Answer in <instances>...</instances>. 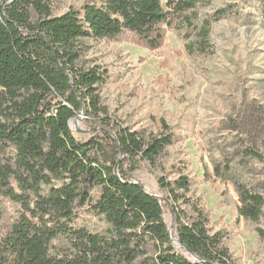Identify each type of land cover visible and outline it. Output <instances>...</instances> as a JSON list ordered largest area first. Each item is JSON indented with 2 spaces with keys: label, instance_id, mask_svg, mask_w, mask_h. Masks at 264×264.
<instances>
[{
  "label": "trees",
  "instance_id": "trees-1",
  "mask_svg": "<svg viewBox=\"0 0 264 264\" xmlns=\"http://www.w3.org/2000/svg\"><path fill=\"white\" fill-rule=\"evenodd\" d=\"M197 6L91 0L54 15L52 0H0V264H236L205 211L180 206L190 204L188 176H160L162 198L134 177L140 162L156 166L175 143L170 125L162 120L159 133L146 134L114 119L99 93L107 72L81 62L83 38L129 34L157 50L167 29L195 33L192 46L203 51L210 23H194ZM81 112L95 121L87 141L71 126ZM235 187L239 215L259 221L263 194L240 181ZM6 201L18 208L13 218ZM82 207L108 223L105 231L77 224Z\"/></svg>",
  "mask_w": 264,
  "mask_h": 264
},
{
  "label": "rangeland",
  "instance_id": "rangeland-1",
  "mask_svg": "<svg viewBox=\"0 0 264 264\" xmlns=\"http://www.w3.org/2000/svg\"><path fill=\"white\" fill-rule=\"evenodd\" d=\"M91 0H52L54 15L82 9ZM197 26L209 21L205 50L193 47L195 33L167 29L157 50L135 42L133 35L81 40V62L107 72L99 86L110 115L133 130L159 133L162 120L176 141L157 165L139 163L135 179L147 191L166 196L158 182L180 175L191 180L187 212L200 206L212 233L220 232L236 264H264V216L259 221L239 215L235 182L264 196V0H198ZM95 121L85 112L71 121L79 140L91 138ZM256 150L261 157L247 155ZM219 168L223 175L216 174ZM8 218L17 206L2 204ZM166 220L172 227L170 207ZM78 225L103 232L108 223L79 209Z\"/></svg>",
  "mask_w": 264,
  "mask_h": 264
}]
</instances>
